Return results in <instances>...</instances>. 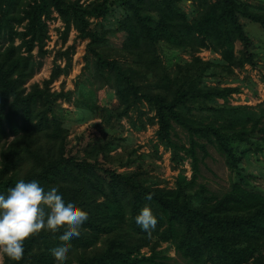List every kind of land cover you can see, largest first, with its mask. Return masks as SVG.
<instances>
[{
	"label": "trees",
	"instance_id": "trees-1",
	"mask_svg": "<svg viewBox=\"0 0 264 264\" xmlns=\"http://www.w3.org/2000/svg\"><path fill=\"white\" fill-rule=\"evenodd\" d=\"M180 1L0 0V194L21 179L36 180L45 191L56 187L65 204L87 211L65 264H173L160 242L190 264H264V192L240 167L247 152L264 146V107L231 103L229 95L239 87L222 84L235 66L252 61L257 45L244 24L264 29V2L190 0L188 13ZM113 8L118 14L109 28L100 19ZM55 16L62 42L70 28L86 39L73 89H64L62 79L58 89L50 86L68 73L72 43L54 51L47 77L25 84L47 53V21ZM111 31L122 34L114 55L106 47ZM161 47L187 57L178 56L169 67ZM202 47L218 57L202 59L196 54ZM82 85L95 94L103 86L111 89L106 122L128 117L132 109L141 112L139 105L146 104L156 141L177 168L171 185L139 168L110 167L113 160L120 166L131 160L111 153L120 137L106 130L107 136L87 141L81 154L67 151L57 99L94 106ZM208 144L236 175L219 192L197 180ZM185 159L188 175L181 167ZM145 205L158 221L151 235L135 222ZM62 232L41 231L24 242L20 261L2 254L0 264H56L50 250L61 244Z\"/></svg>",
	"mask_w": 264,
	"mask_h": 264
},
{
	"label": "rangeland",
	"instance_id": "rangeland-1",
	"mask_svg": "<svg viewBox=\"0 0 264 264\" xmlns=\"http://www.w3.org/2000/svg\"><path fill=\"white\" fill-rule=\"evenodd\" d=\"M253 3H263L264 0H248ZM180 5L188 12H191L192 4L190 0H181ZM118 14L117 10L113 8L112 12L107 13L100 20L102 23L112 28L114 26V18ZM53 15L56 13L53 12ZM48 36L45 40V47L47 53L42 57V64L38 70L26 81V85L31 81L41 82V80L48 76L52 55L57 48H64L67 44H73V52L71 54V65L67 74H60L54 79L50 86L58 89L59 81L63 80L64 89H73L74 83L78 79L77 74L82 68L84 53V45L86 39H81L76 35L73 28L68 30L65 41H61L60 30L62 23L58 16H55L47 21ZM246 31L251 34L253 41L257 47L254 49V54L251 62L243 63L241 66H235L233 74L228 76L222 84L238 85L239 91L232 92L229 95L231 103H246L251 106L264 107V29L258 23L246 21L244 24ZM106 47L108 53L114 55L115 50L120 44L122 34L117 31L107 33ZM16 42V40H15ZM240 47L239 41H234V48ZM159 54L164 64L172 66L178 56L187 57L185 53L177 50L165 49L161 47ZM202 59L209 57H218V53L210 51L208 48L202 47L197 52ZM60 63H63L61 58ZM80 78V77H79ZM82 94L92 93L94 98V106L87 107L82 104L74 105L72 102L58 100L59 110L58 114L63 120V124L67 127V151L69 153H82L84 144L96 138L107 136L108 133L119 136L120 144L111 153L119 155L121 161L130 159L128 165L120 166L117 160H113L109 164L117 170L139 168L145 173L152 175L165 185H171L173 177L177 168H173L169 161V153L161 144L157 143L155 137L156 124L148 120V116L152 114L146 104H141L140 111L132 109L128 113V117H121L116 120L110 117L108 122L106 118L105 107L113 99L111 89L103 86L88 92L85 85L81 86ZM111 97V98H110ZM113 101V100H112ZM134 120L133 126L130 119ZM144 122L143 126L139 121ZM264 120V117H263ZM108 131L105 133L104 131ZM174 131L180 140L185 139V132L180 127L175 126ZM208 154L199 162V176L198 181L204 182L210 189L214 191H222L227 188L230 180L236 175L230 171L223 161V157L218 153L213 146L207 145ZM184 168L186 175L189 174L188 160L185 159L181 165ZM240 167L244 172L250 173V181L257 188L264 192V146L257 151L247 152L240 161ZM160 248H164V252L169 256L168 261L173 264H190L185 258L176 253L171 245L166 242H160ZM146 247L141 248V251H146ZM2 262V254H0V263Z\"/></svg>",
	"mask_w": 264,
	"mask_h": 264
},
{
	"label": "clouds",
	"instance_id": "clouds-1",
	"mask_svg": "<svg viewBox=\"0 0 264 264\" xmlns=\"http://www.w3.org/2000/svg\"><path fill=\"white\" fill-rule=\"evenodd\" d=\"M152 199V194L146 196ZM88 213L74 203L63 200L56 187L45 191L38 181L16 182L7 194H0V254L13 261H20L24 254V242L41 231L60 232L61 244L51 249L56 264H65L71 248V240L78 238ZM143 231L151 235L157 218L145 205L135 217Z\"/></svg>",
	"mask_w": 264,
	"mask_h": 264
}]
</instances>
